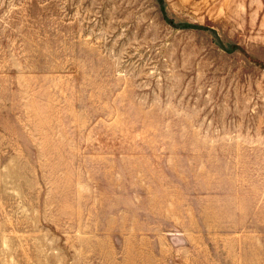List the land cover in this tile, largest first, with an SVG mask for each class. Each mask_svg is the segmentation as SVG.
<instances>
[{
  "label": "rangeland",
  "instance_id": "obj_1",
  "mask_svg": "<svg viewBox=\"0 0 264 264\" xmlns=\"http://www.w3.org/2000/svg\"><path fill=\"white\" fill-rule=\"evenodd\" d=\"M0 264H264V0H0Z\"/></svg>",
  "mask_w": 264,
  "mask_h": 264
}]
</instances>
